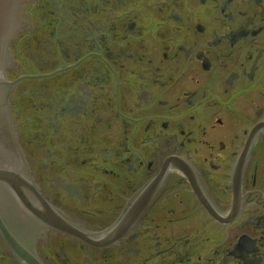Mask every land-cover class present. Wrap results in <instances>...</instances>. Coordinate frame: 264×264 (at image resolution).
<instances>
[{
  "label": "flooded vegetation",
  "instance_id": "flooded-vegetation-1",
  "mask_svg": "<svg viewBox=\"0 0 264 264\" xmlns=\"http://www.w3.org/2000/svg\"><path fill=\"white\" fill-rule=\"evenodd\" d=\"M21 16L19 143L81 233L37 224L33 259L264 264V0H27ZM0 264H28L1 233Z\"/></svg>",
  "mask_w": 264,
  "mask_h": 264
},
{
  "label": "water",
  "instance_id": "water-1",
  "mask_svg": "<svg viewBox=\"0 0 264 264\" xmlns=\"http://www.w3.org/2000/svg\"><path fill=\"white\" fill-rule=\"evenodd\" d=\"M19 0H0V49L6 52L7 38L2 35L7 31V24L11 25L15 18ZM14 13V16L11 15ZM4 83V81H3ZM2 78H0V96L3 94ZM0 100V187L3 185L4 193L10 191V187L21 194L34 191V186L29 185V176L25 170L24 162L21 159V153L17 141L15 140L14 131L10 125L9 115ZM21 169L23 170L21 173ZM24 172V174H23ZM7 186V188H5ZM2 192V193H3Z\"/></svg>",
  "mask_w": 264,
  "mask_h": 264
}]
</instances>
